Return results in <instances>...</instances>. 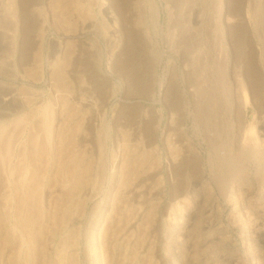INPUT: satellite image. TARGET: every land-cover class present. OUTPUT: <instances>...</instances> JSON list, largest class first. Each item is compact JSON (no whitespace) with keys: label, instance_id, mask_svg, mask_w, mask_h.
Returning a JSON list of instances; mask_svg holds the SVG:
<instances>
[{"label":"rangeland","instance_id":"obj_1","mask_svg":"<svg viewBox=\"0 0 264 264\" xmlns=\"http://www.w3.org/2000/svg\"><path fill=\"white\" fill-rule=\"evenodd\" d=\"M0 11V264H264V0Z\"/></svg>","mask_w":264,"mask_h":264},{"label":"bare ground","instance_id":"obj_2","mask_svg":"<svg viewBox=\"0 0 264 264\" xmlns=\"http://www.w3.org/2000/svg\"><path fill=\"white\" fill-rule=\"evenodd\" d=\"M168 2H170V4H172V6H173V0H167ZM176 1V0H175ZM124 2H126V1H124ZM4 3H7L8 4V0H0V10H1V8H2V6H3V4ZM1 12V11H0ZM2 13V12H1ZM157 13V12H156ZM248 13H249V11H248ZM250 14V13H249ZM248 15V14H247ZM250 16V15H249ZM227 17V16H226ZM158 18V17H157ZM228 18V17H227ZM226 20V19H225ZM230 20V19H229ZM233 20V19H232ZM252 21V20H251ZM229 23V22H228ZM247 25V24H246ZM256 26V25H255ZM256 28V27H255ZM171 31V30H170ZM257 35V34H256ZM259 36V35H258ZM259 39V38H258ZM257 39V40H258ZM260 40V39H259ZM261 41V40H260ZM263 42V41H262ZM260 43V42H259ZM261 44V43H260ZM256 49V48H255ZM156 50V49H155ZM258 52L260 53V55L259 54H257V52L256 51H253V53H254V70H255V80H256V83H255V87H256V89H255V92H256V95H263L264 96V70H263V65L262 64H260V62H258V59H257V56L259 55L260 57H263L264 58V44H262V46H260L259 48H258ZM252 55V54H251ZM252 56V57H253ZM225 59H226V57H225ZM227 61V60H226ZM226 61H224V62H226ZM262 62H263V60H262ZM224 64V63H223ZM224 67V66H223ZM220 68V67H219ZM222 68V67H221ZM235 69V68H234ZM226 70H227V66H226V68L224 67L223 68V71H222V69H221V74H223L224 72L226 73ZM235 73V72H234ZM235 75H236V73H235ZM224 79H225V77H224ZM238 82L239 83H241V80H238ZM238 82H237V84H238ZM230 83V82H229ZM231 84V83H230ZM229 84V85H230ZM235 84V83H234ZM228 85V86H229ZM240 85H242V88L245 90V85L243 84V83H241ZM231 86H233L232 84H231ZM235 86V85H234ZM225 87V86H224ZM230 87V86H229ZM257 87H260V88H257ZM233 88V87H232ZM230 89V88H229ZM242 89V90H243ZM243 90V91H244ZM260 90V91H259ZM232 91V90H231ZM237 91V90H236ZM242 104V103H241ZM246 106H247V101L245 100V102H244V104H243V107H241V111H242V113L244 114V111H245V109H246ZM261 106V108H257L258 110H259V113H258V115L259 114H261L262 112H264V101L262 102V104L260 105ZM259 107V106H258ZM240 112V111H239ZM242 113H241V115H242ZM237 115V114H236ZM240 115V116H241ZM243 117V116H242ZM241 120V119H240ZM261 125V128H262V133H264V119H263V121L260 123ZM238 125V124H237ZM241 126V125H240ZM50 128V127H49ZM1 133V132H0ZM247 134H249V135H252V136H254L253 137V148H254V150H256V153H255V155H256V158H257V160L261 163V166H263L264 167V137H261V133L259 134V135H257L256 134V132L254 131V129L253 128H251V129H249L248 130V132H247ZM263 136H264V134H262ZM155 148V147H154ZM199 156V155H198ZM198 158H200V157H198ZM79 183V182H78ZM27 184V183H26ZM80 184V183H79ZM87 184V183H86ZM26 190V189H25ZM67 214V213H66ZM63 216V215H62ZM63 218V217H62Z\"/></svg>","mask_w":264,"mask_h":264}]
</instances>
